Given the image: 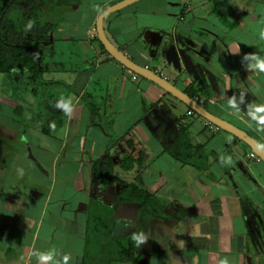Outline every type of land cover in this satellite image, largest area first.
<instances>
[{
	"label": "crops",
	"instance_id": "1",
	"mask_svg": "<svg viewBox=\"0 0 264 264\" xmlns=\"http://www.w3.org/2000/svg\"><path fill=\"white\" fill-rule=\"evenodd\" d=\"M118 1L60 4L35 44L36 77L0 72V264L66 253L69 264H264L263 161L107 52L96 20ZM102 26L130 60L264 147L251 116L264 103V0H136ZM91 217L132 237L129 258L87 257L102 247L87 239Z\"/></svg>",
	"mask_w": 264,
	"mask_h": 264
},
{
	"label": "trees",
	"instance_id": "2",
	"mask_svg": "<svg viewBox=\"0 0 264 264\" xmlns=\"http://www.w3.org/2000/svg\"><path fill=\"white\" fill-rule=\"evenodd\" d=\"M0 0V72L26 71L34 79L41 69L42 54L30 42H39L49 38L51 22L42 20V7H48V15L60 4H71L73 0ZM22 4H29L30 13L25 12ZM45 13V17H46ZM26 23H24V21ZM33 21L34 28L26 29L28 21ZM15 30L18 40L10 39L9 31ZM109 158L104 156L97 167L104 179H112ZM87 239L90 243L101 244L92 250L87 248V257L105 256L106 258L126 259L132 252L130 236L113 237L110 229L106 230L104 218L91 217L87 227ZM90 245V244H89Z\"/></svg>",
	"mask_w": 264,
	"mask_h": 264
},
{
	"label": "water",
	"instance_id": "3",
	"mask_svg": "<svg viewBox=\"0 0 264 264\" xmlns=\"http://www.w3.org/2000/svg\"><path fill=\"white\" fill-rule=\"evenodd\" d=\"M136 0H120L115 2L114 4L105 8L97 17L96 20V32L97 37L100 43L104 46L107 52L115 58L118 62L122 65L133 71L134 73L143 76L159 86H161L164 90L178 98L182 101L185 105H187L190 109L194 112L208 120L209 122L213 123L214 125L218 126V128L225 130L232 135L236 136L240 140H242L245 144H247L251 150L261 159L264 163V147L254 138L249 136L245 131L238 128L237 126L233 125L232 123L214 115L213 113L209 112L201 103H199L195 98L188 95L187 93L183 92L175 85L170 83L168 80L157 74L156 72L148 69L145 66H141L132 60H130L127 56H125L120 50H118L106 37L102 21L104 17L109 15L110 13L122 8L123 6L130 4Z\"/></svg>",
	"mask_w": 264,
	"mask_h": 264
},
{
	"label": "clouds",
	"instance_id": "4",
	"mask_svg": "<svg viewBox=\"0 0 264 264\" xmlns=\"http://www.w3.org/2000/svg\"><path fill=\"white\" fill-rule=\"evenodd\" d=\"M33 24V21L29 20L27 25H25L26 29H30L31 26ZM255 67H257L260 71L264 72V60L259 61ZM61 104L64 108V112L65 113H70L72 111V103L71 101H67L65 102L62 98L61 100ZM251 116L253 117L254 121L257 122L258 125L264 126V103L262 104H255L253 105V111L251 112ZM54 127V125H53ZM224 159V158H222ZM225 163H232V157L229 156L227 157V159L224 161ZM22 172V169H21ZM144 236L143 234H135L133 236V240H135L137 243L143 241ZM32 255L37 256L38 260L40 261H49L51 260V254H40L37 251H34L32 253ZM71 259V255L70 254H63L62 255V264H69V261ZM51 262H53V264H61V261H56V260H52ZM221 264H227V261H222Z\"/></svg>",
	"mask_w": 264,
	"mask_h": 264
},
{
	"label": "rangeland",
	"instance_id": "5",
	"mask_svg": "<svg viewBox=\"0 0 264 264\" xmlns=\"http://www.w3.org/2000/svg\"><path fill=\"white\" fill-rule=\"evenodd\" d=\"M35 2H37V0L35 1ZM22 7L25 9V12H28L27 14H29L31 11H30V6H29V4H22ZM45 12L46 11H43V14L40 16V18L42 19V20H45L46 19V17H45ZM46 16H48V13L46 14ZM24 21V20H23ZM24 23H26L25 21H24ZM33 28H34V30H35V28L36 27H34V24H33V26H32V30H33ZM9 35H12V37L10 36V39H12V40H14V41H17L18 40V36H17V33L15 32V30H10L9 32ZM35 44H36V42H33V41H31L30 42V45H32V46H34L35 47ZM3 76H4V74L3 73H0V96L2 95V89L4 88V83H3V81H2V79H3Z\"/></svg>",
	"mask_w": 264,
	"mask_h": 264
},
{
	"label": "built area",
	"instance_id": "6",
	"mask_svg": "<svg viewBox=\"0 0 264 264\" xmlns=\"http://www.w3.org/2000/svg\"><path fill=\"white\" fill-rule=\"evenodd\" d=\"M132 76H133V78H135V77H136V74H133ZM189 112H193V110L190 109ZM213 127H214L215 129H219L218 126H216V125H213ZM250 155H251L252 157H257V155H256L254 152H252Z\"/></svg>",
	"mask_w": 264,
	"mask_h": 264
}]
</instances>
